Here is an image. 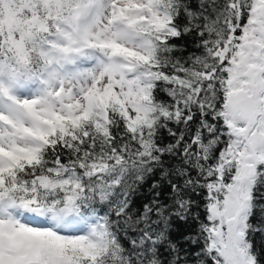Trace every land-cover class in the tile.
I'll return each mask as SVG.
<instances>
[{
  "label": "snow or ice",
  "instance_id": "6c2138e0",
  "mask_svg": "<svg viewBox=\"0 0 264 264\" xmlns=\"http://www.w3.org/2000/svg\"><path fill=\"white\" fill-rule=\"evenodd\" d=\"M0 264H264V0H0Z\"/></svg>",
  "mask_w": 264,
  "mask_h": 264
},
{
  "label": "trees",
  "instance_id": "16d2710c",
  "mask_svg": "<svg viewBox=\"0 0 264 264\" xmlns=\"http://www.w3.org/2000/svg\"><path fill=\"white\" fill-rule=\"evenodd\" d=\"M259 216H260V214L257 213L256 220H254V222H257L259 220ZM259 239H260V236L257 235V240L259 241Z\"/></svg>",
  "mask_w": 264,
  "mask_h": 264
}]
</instances>
